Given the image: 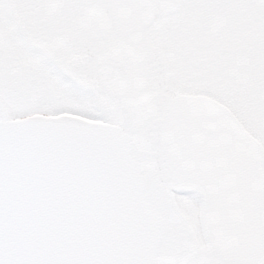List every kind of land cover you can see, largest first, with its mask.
Instances as JSON below:
<instances>
[{"label": "water", "instance_id": "95a60500", "mask_svg": "<svg viewBox=\"0 0 264 264\" xmlns=\"http://www.w3.org/2000/svg\"><path fill=\"white\" fill-rule=\"evenodd\" d=\"M186 99L166 112L173 152L180 153L166 161L203 194L205 239L218 254L264 264V167L257 147L213 105ZM129 148L109 125L39 116L1 122L0 264H176L154 254L162 222L143 205ZM61 205L87 208V216L95 214L121 238L96 241L89 225L75 227L74 218L72 229L50 230L49 215Z\"/></svg>", "mask_w": 264, "mask_h": 264}, {"label": "flooded vegetation", "instance_id": "af4514ba", "mask_svg": "<svg viewBox=\"0 0 264 264\" xmlns=\"http://www.w3.org/2000/svg\"><path fill=\"white\" fill-rule=\"evenodd\" d=\"M77 1L57 0L54 6L50 7L45 4L44 0H7L8 7L11 9L17 24L6 19L0 20V38L4 40L5 58L9 62L14 61V64L18 59L36 63L38 52L45 53L57 60L61 59L60 54H65L66 58L84 60V65L87 66L86 71L100 75L101 83H104L105 79L109 84H115L118 81L120 71L119 66L114 62L113 49L115 48L116 39L113 35L100 41L90 39L87 30L78 19L77 5L75 4ZM177 20L184 23L183 16L177 17ZM160 22L165 24L162 25L165 32L164 38H166L164 46H170L167 51H179V45H182L184 51H179V53H190L182 40L181 30L179 31L178 43L174 39L173 34L175 27H177L176 21L160 18ZM231 24L232 27L236 25L234 12ZM152 32H148L134 46L141 49L146 54V58L152 60L151 65L154 66V60H161V52L158 45H154L155 39ZM234 33L236 32L234 31ZM162 36L163 33H160L158 36L160 40H163ZM202 42L209 44L208 41ZM176 43L177 45L174 47ZM240 43L243 44L244 48L246 44L253 48L252 39H248V35L242 38ZM259 43L254 46L256 51L252 52H259L257 58L264 54V44ZM216 45L214 44V47H212V52H207V56L200 55L197 57L202 65L208 63L217 71L227 68L228 77L235 76L238 71L244 74L250 72L251 63L249 60L252 56H245L244 61L238 65L235 62V51L237 50L235 48L234 52L228 53L221 60L217 55ZM117 47L121 48V43ZM219 48L222 50L220 46ZM243 53L246 52L243 51ZM165 57L170 59V56L166 55ZM175 58L177 59V57ZM23 73L28 74L29 70L21 68L19 76H24ZM233 86L234 84L228 82L230 90Z\"/></svg>", "mask_w": 264, "mask_h": 264}, {"label": "rangeland", "instance_id": "374dc122", "mask_svg": "<svg viewBox=\"0 0 264 264\" xmlns=\"http://www.w3.org/2000/svg\"><path fill=\"white\" fill-rule=\"evenodd\" d=\"M189 37L193 40H200L201 30H198L196 34L190 33ZM185 41L186 40L183 38V42ZM216 43V49L218 51L217 55L219 56V58H221V60H223V57H226L229 52L223 47L222 50H220V43ZM176 45L177 43L174 45V47ZM169 47L170 46H163V50L167 52V49ZM235 47H239V44H236ZM190 49L193 50V53L190 51L191 53H187V55H185L180 60L172 59L169 61V64L165 63L163 65L162 69L164 73H162V77H165V79H167V83L172 88V92H204L212 97H216L219 100L228 102L232 106V108L238 110L240 115L247 121V123L251 125L253 131L258 135V137L264 144V106L262 105V103L251 102L243 110V108L237 105L238 100H229V91L227 90V88H225V84L228 82V74L225 73L227 68H223V75H219L216 69H214L213 73H211V69H206L205 66L201 69L190 68L188 71H185V69H181V66H193L192 61L195 60V56L203 55L199 53V46L193 47L192 45L190 46ZM179 51H184L182 45H179ZM179 51L172 50V53H177ZM60 58L61 61L66 62L65 54H60ZM189 58H191V60H189ZM73 62L75 64V61ZM194 63H198V65H200V60L196 59ZM178 64L180 68H178ZM45 73L47 72L43 68H41L36 71L29 72L28 74L23 73L24 76L31 77L21 78L16 75H12L7 81L3 80L0 76V118H16L32 112H45L51 114L68 110L75 111L92 119H102L114 122L117 120V115L115 114L116 110L112 109L113 107H111L109 103L106 104L98 101L97 104H95L94 102L92 106H90V104L86 103L84 94H82L81 96H79V94H75L74 96L65 94L60 83L52 81V79L48 76L43 77L40 75ZM237 75L239 76V73H237ZM243 76L246 77L245 80L237 82L240 83L239 87L244 85V81L247 82L249 80L247 78L248 74H243ZM81 77L86 78V76L83 75H81ZM186 79L191 80L192 83L190 86H183L185 85ZM224 79L226 80V82L224 81ZM169 86H165V89L167 91H170ZM236 94L238 93H235V96ZM242 102H248V100L243 97ZM239 105H241V103H239ZM249 110H255L257 112V119L254 120L250 117ZM146 143L147 146L148 144H152L150 139H147ZM147 146H145V148L149 149ZM137 149L139 150V143ZM141 150L139 151L141 152ZM177 201V206L180 214L182 215L186 223H188V227L190 228L192 237L195 239L197 245L201 246L202 243L196 225L193 203L187 204L186 200L182 201L181 199H177ZM174 228L175 230L178 229L175 226Z\"/></svg>", "mask_w": 264, "mask_h": 264}, {"label": "bare ground", "instance_id": "6f19581e", "mask_svg": "<svg viewBox=\"0 0 264 264\" xmlns=\"http://www.w3.org/2000/svg\"><path fill=\"white\" fill-rule=\"evenodd\" d=\"M217 137L219 138L220 136H217ZM231 145H232V148H233V149H236V148H237L235 144L232 143ZM238 152H239V151H237V153H238ZM237 153H235V154H237Z\"/></svg>", "mask_w": 264, "mask_h": 264}]
</instances>
